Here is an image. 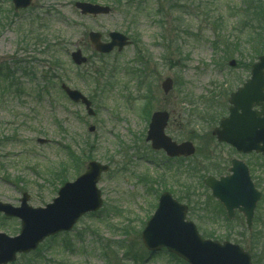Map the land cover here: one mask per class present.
<instances>
[{
    "label": "rangeland",
    "instance_id": "rangeland-1",
    "mask_svg": "<svg viewBox=\"0 0 264 264\" xmlns=\"http://www.w3.org/2000/svg\"><path fill=\"white\" fill-rule=\"evenodd\" d=\"M76 1L33 0L29 9L14 11L9 0H0V66L14 74L9 90L0 78V203L17 208L26 193L28 206L43 208L61 185L54 174L64 171L71 182L95 161L109 167L97 184L103 205L12 264H179L163 250L151 255L140 239L165 191L189 206L187 218L203 237L239 244L253 264H264V197L247 232L239 219L227 223L203 184L238 158L210 132L264 52V0H246L255 12L241 0H184L188 10L174 14L165 12L164 1L159 13L158 0H142L129 12V0H94L111 8L96 18L80 16ZM32 22L33 35L39 30L49 49L23 44ZM91 31L103 42L110 32L121 33L131 45L99 56L87 42ZM75 49L92 57L90 63L74 66L69 55ZM137 55L145 68L135 64ZM99 68L109 75L96 76ZM166 78L173 89L165 96ZM61 84L86 96L95 116L71 103ZM155 111L171 114L165 134L177 143L191 141L192 157L168 159L151 150L145 137ZM19 230L18 219L0 214V233L14 237Z\"/></svg>",
    "mask_w": 264,
    "mask_h": 264
},
{
    "label": "water",
    "instance_id": "water-1",
    "mask_svg": "<svg viewBox=\"0 0 264 264\" xmlns=\"http://www.w3.org/2000/svg\"><path fill=\"white\" fill-rule=\"evenodd\" d=\"M11 1L15 10L27 8L31 4V0ZM75 8L84 16L110 13L108 7L89 3H76ZM109 38V43H101L100 34H89V41L98 53L108 54L115 47L120 52L128 45L127 38L119 33H110ZM71 60L75 65H82L87 61L80 51L73 52ZM233 65L234 62H230V66ZM263 70L264 54L259 58V62L253 65L251 80L242 89L231 94L229 103L232 107L229 110V118L221 120L219 127L213 131V135L219 142H227L237 151L256 150L262 151L264 154V147L259 148L254 142L252 143L254 134L243 125L245 120L249 127L251 115L250 105L247 103L250 98H255L257 93L255 88L250 87L258 86L260 91H258L257 99L258 101L264 100V95H261L264 89ZM61 88L71 101L83 104L89 116L94 114L90 109V102L81 93L70 90L64 85ZM161 88L164 94H168L172 89V81L166 79L161 84ZM239 109L243 112L242 117L238 114ZM168 118V113L163 111L152 114L146 142H150L153 150H163L168 157L193 155L194 148L191 143L177 145L165 136L164 129ZM89 130L91 132L93 128ZM257 136L264 146V131H261ZM107 171L108 166L97 162L88 163L85 172L75 181L64 183L57 193V198L44 208L33 209L28 206L26 193H23L20 200L21 205L18 208L0 203V213L21 221V230L18 236L9 238L0 233V264L15 261L17 253H28L35 250L46 237L71 230L81 216L100 209L102 200L96 185L101 174ZM230 172H232L231 176L219 180L207 177L204 184L211 189L213 197L223 205L229 218L233 217V213L237 209L244 215L246 225L250 227L259 194L254 190L242 163L233 161ZM186 212L185 206L173 200L170 194L163 193L159 197L156 211L142 231L141 241L144 247L151 253L166 248L169 253L176 255L188 264H251L249 255L239 246L229 242L220 244L216 241L201 239L194 224L185 221Z\"/></svg>",
    "mask_w": 264,
    "mask_h": 264
},
{
    "label": "trees",
    "instance_id": "trees-1",
    "mask_svg": "<svg viewBox=\"0 0 264 264\" xmlns=\"http://www.w3.org/2000/svg\"><path fill=\"white\" fill-rule=\"evenodd\" d=\"M91 1H93V0H91ZM162 1H164V4L166 6L165 12H169L170 14H174V13H185L186 10H188V8L184 5V0H158V8H157V11H159V13L163 12V10L161 9V7H162L161 2ZM241 2H242V4L245 5V7H248L250 11L255 12V10L250 6L249 2H247L246 0H241ZM141 3H142V0H129V1H125L124 7L127 10V12H129L131 7L134 8L135 6H140ZM250 3H253V2H250ZM33 23L34 22H32L30 24V29L27 30L24 33V36H23L24 37L23 38L24 39L23 40L24 42H23V44L25 42H27L28 40L30 42L33 41V45H36V46H39L42 43L43 44L45 43L46 49H49L50 48V45H49L48 41L45 39V36L39 32V30L36 31V34L35 35H33L35 33V31L32 29V26H34ZM257 35H259L258 32L255 35V37H257ZM31 37H33V40H31ZM134 44H135V47L137 48L138 53H139L140 47H141L139 45V42H134ZM140 59H141L142 63L145 61L143 56ZM164 59H167V57H164ZM95 73L97 74L96 76H103L104 77V76L109 75L110 71L108 69H105V68H103V69L99 68ZM0 78H2L5 83H7V86L4 89L9 90L10 84L13 83L12 82V79H14V74L12 72L8 71V70L6 72H4V69L0 66ZM68 156H69L70 160L73 163H75V164L77 163V160L78 159L73 156V153L68 152ZM86 160H89V159H86ZM53 176H55V178L58 179V181H59L60 184H62L63 182L66 181V179H65V172L64 171L63 172H60V173H57V174H54ZM178 262L180 264H184L181 261H178Z\"/></svg>",
    "mask_w": 264,
    "mask_h": 264
},
{
    "label": "flooded vegetation",
    "instance_id": "flooded-vegetation-1",
    "mask_svg": "<svg viewBox=\"0 0 264 264\" xmlns=\"http://www.w3.org/2000/svg\"><path fill=\"white\" fill-rule=\"evenodd\" d=\"M246 81L247 79L242 83V85H244ZM263 105H264V102L260 105H253V107L251 108L254 114H256V118L259 119L260 122L264 118V114H260V112L262 111ZM227 110H228V107H227ZM254 131L259 132V128L257 129L255 128ZM222 146L228 148L229 150L233 152V154L238 156V158H231L229 160L228 162L229 166L226 169V173H224L223 176H227L229 174V168L231 167L232 160L237 159L239 162L243 163L245 167L247 168L249 179L253 187L261 193V199H262L264 197V187L262 184H260V182L262 181V173L264 172V155H262L261 153H257L255 151L237 152L232 146L225 144V143L222 144ZM256 210L254 212L252 224L253 222H257L255 221V218L258 217V212ZM234 218L239 219L241 221L243 220V216L239 212H235Z\"/></svg>",
    "mask_w": 264,
    "mask_h": 264
}]
</instances>
